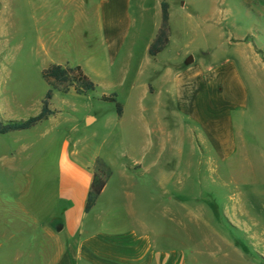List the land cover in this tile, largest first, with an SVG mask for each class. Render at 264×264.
Instances as JSON below:
<instances>
[{
  "label": "rangeland",
  "instance_id": "rangeland-1",
  "mask_svg": "<svg viewBox=\"0 0 264 264\" xmlns=\"http://www.w3.org/2000/svg\"><path fill=\"white\" fill-rule=\"evenodd\" d=\"M167 1L173 42L165 56L189 50L200 60L208 54L218 59L236 33L264 64V12L255 0ZM192 1L197 13L180 9ZM0 8L1 122L28 120L41 112L50 89L42 73L52 64H94L105 73L109 61L93 0H4ZM184 12L195 14L196 20ZM152 25L150 19L144 32ZM261 77L264 82V72ZM96 79L100 87L88 94L55 92L53 118L27 131L0 134V212L7 206L33 205L44 211L66 206L61 195L69 172L67 154L75 165L99 156L113 171L100 207L119 201L113 208H129L132 218L126 224L143 219L159 249L183 253L186 264H264V86L249 81L250 108L245 121L237 119L241 154L230 166L206 164L191 178L181 171L180 189L164 195L124 181L128 145L141 139L133 133L131 117L118 113L117 103L126 101H103L101 96L113 90L101 77ZM89 116L97 118L92 126L87 125ZM3 224L6 220H0V264H41L33 260L42 247L41 241L34 246V228ZM38 237L48 241L43 233Z\"/></svg>",
  "mask_w": 264,
  "mask_h": 264
},
{
  "label": "crops",
  "instance_id": "crops-1",
  "mask_svg": "<svg viewBox=\"0 0 264 264\" xmlns=\"http://www.w3.org/2000/svg\"><path fill=\"white\" fill-rule=\"evenodd\" d=\"M255 1L264 12V0ZM163 2L169 5L170 23L172 6L167 0H93L109 66L105 73L94 64L78 66L96 84V78L101 77L113 90L101 98L116 95L118 102L126 101L124 105L118 103L121 116L131 117L133 133L141 140L128 145L124 181L149 191L153 187V191L167 195L180 189L179 172L188 178L194 173L198 177L202 166H230L241 154L243 138L241 141L237 119L245 121L250 108L249 81L261 89L264 86V64L247 39L236 33L233 35L237 39L229 40L218 59L208 54V59L200 60L189 50L167 57L173 42L170 36L163 51L151 56L150 48L162 26ZM187 8L197 13L194 1L181 4L182 11ZM191 12L182 15L195 21L196 15ZM150 19L154 25L146 33ZM211 32L220 35V31ZM182 56L185 62L189 58L193 62L189 66L179 63ZM96 122V117L89 116L87 125ZM98 158L112 171L103 157L94 156L86 164L75 165L67 154L69 172L77 169L65 175L61 196L67 205L50 211L33 205L7 206L0 212V220H6L3 228L16 222L32 226L34 246L38 247L39 241L42 246L33 260L41 264H186L183 253L157 247L143 219L128 226L126 219L132 218V212L129 208H113L112 203L119 201L100 207L113 171L97 204L87 213ZM4 216L11 217L7 220ZM55 220L64 224L59 233L51 227ZM39 233L48 241L39 240Z\"/></svg>",
  "mask_w": 264,
  "mask_h": 264
},
{
  "label": "trees",
  "instance_id": "trees-1",
  "mask_svg": "<svg viewBox=\"0 0 264 264\" xmlns=\"http://www.w3.org/2000/svg\"><path fill=\"white\" fill-rule=\"evenodd\" d=\"M162 8V26L155 42L150 48L151 56H157L163 51L170 36L169 5L166 2H163ZM42 74L50 89L43 101L41 112L36 116L30 117L28 120L9 121L7 123L0 121V134L6 135L17 131H27L39 123L56 116L57 111L51 108L55 92L68 94L74 90L77 94L84 95L96 91L98 88L97 84L84 72L81 66H62L59 64H52L45 69ZM102 100L117 103L116 95L102 97ZM117 110L121 115L122 108L118 103ZM111 176V169L98 158L96 161V172L94 174L87 202V213L97 204V201L103 193Z\"/></svg>",
  "mask_w": 264,
  "mask_h": 264
},
{
  "label": "water",
  "instance_id": "water-1",
  "mask_svg": "<svg viewBox=\"0 0 264 264\" xmlns=\"http://www.w3.org/2000/svg\"><path fill=\"white\" fill-rule=\"evenodd\" d=\"M193 62V58H189L185 64L189 66ZM51 227L56 231V232H61L64 228V224L61 220H55L51 223Z\"/></svg>",
  "mask_w": 264,
  "mask_h": 264
}]
</instances>
